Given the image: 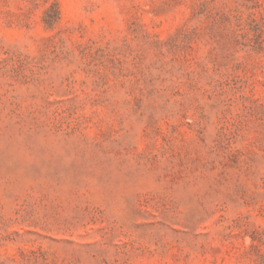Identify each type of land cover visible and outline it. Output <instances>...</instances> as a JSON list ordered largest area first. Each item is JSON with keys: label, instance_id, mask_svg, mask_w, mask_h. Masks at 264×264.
<instances>
[{"label": "rangeland", "instance_id": "1", "mask_svg": "<svg viewBox=\"0 0 264 264\" xmlns=\"http://www.w3.org/2000/svg\"><path fill=\"white\" fill-rule=\"evenodd\" d=\"M0 264H264V0H0Z\"/></svg>", "mask_w": 264, "mask_h": 264}]
</instances>
